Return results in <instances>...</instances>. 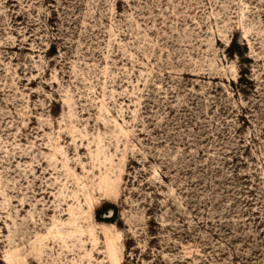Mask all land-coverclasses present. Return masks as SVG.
<instances>
[{"label": "rangeland", "instance_id": "obj_1", "mask_svg": "<svg viewBox=\"0 0 264 264\" xmlns=\"http://www.w3.org/2000/svg\"><path fill=\"white\" fill-rule=\"evenodd\" d=\"M0 264H264V0H0Z\"/></svg>", "mask_w": 264, "mask_h": 264}, {"label": "trees", "instance_id": "obj_2", "mask_svg": "<svg viewBox=\"0 0 264 264\" xmlns=\"http://www.w3.org/2000/svg\"><path fill=\"white\" fill-rule=\"evenodd\" d=\"M233 50V49H232Z\"/></svg>", "mask_w": 264, "mask_h": 264}]
</instances>
